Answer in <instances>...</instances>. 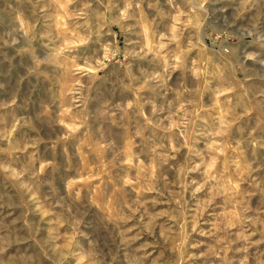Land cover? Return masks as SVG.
I'll use <instances>...</instances> for the list:
<instances>
[{"label": "rangeland", "instance_id": "1", "mask_svg": "<svg viewBox=\"0 0 264 264\" xmlns=\"http://www.w3.org/2000/svg\"><path fill=\"white\" fill-rule=\"evenodd\" d=\"M0 264H264V0H0Z\"/></svg>", "mask_w": 264, "mask_h": 264}]
</instances>
